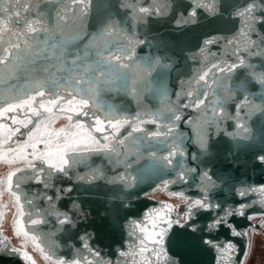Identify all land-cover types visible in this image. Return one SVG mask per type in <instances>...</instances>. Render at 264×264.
<instances>
[{
    "label": "water",
    "instance_id": "obj_1",
    "mask_svg": "<svg viewBox=\"0 0 264 264\" xmlns=\"http://www.w3.org/2000/svg\"><path fill=\"white\" fill-rule=\"evenodd\" d=\"M167 2L168 8L165 0H20L19 3L17 0H0V7H10L12 13L20 12L19 18L5 13L0 15V20L10 24L25 16L39 20V13H45L43 23L54 29L47 45L42 44L46 33H39L41 45L30 58L34 64L21 69L19 81L12 83L24 84L26 79H42L51 73L64 77L66 73L58 71L56 56L65 52L64 66L69 67L71 59L76 55L83 57L88 48L89 55L78 62L77 71L93 60L100 72L114 73L110 84L101 81L96 86L95 114L104 119L109 106L121 118L135 119L140 114L148 119L145 113L158 112L157 123L136 121L134 126L148 131L159 128L162 132L161 137L153 139L135 133L142 138L139 144L133 145L129 140L124 145L117 144L116 150L110 153L88 152L82 160L68 166L66 174L50 170L39 161L35 162V171L23 161L15 167L3 162L5 186L17 204L16 230L22 226L29 232L27 238L32 247L21 243L12 226V236L8 235L1 221L0 264H25L18 253L4 250L9 247L27 252L35 264H40L37 257L45 264H54L57 259L75 261L76 264H88L89 261L92 264H149V261L166 264V258L157 260L156 254L150 251L151 243L145 242L149 251L140 253L142 236L135 223H141L151 231V218L146 216L147 212L157 209L163 214L167 211L164 206L168 205L171 217H176L180 211L186 213L187 202L195 199L205 200L210 207L194 209L183 228L173 226L165 240L169 257L177 264H239L241 259L245 263L248 254L245 256L244 253L246 250L249 253L252 229L259 227L258 219L264 216V193L259 191L264 186V162L259 159L264 157V88L254 80L256 75L264 73V0H218L215 14L196 8L197 0ZM214 2L199 0L207 7L213 6ZM253 2L257 4L255 15L261 22L247 37H241L242 25L234 13ZM25 5L35 11L25 13ZM141 7L149 9V13H140ZM162 7L164 14L156 15V10ZM82 9L88 15H83ZM190 11H195L192 18H188ZM57 13L63 19H59ZM189 19L193 22L186 23ZM111 22L115 27H108L111 36L107 37L105 46L99 37ZM12 31L9 27L0 30V35L7 38ZM62 39L71 42L66 49L53 50L51 44ZM206 40L212 43L205 44ZM97 46L103 54L101 57L96 56ZM109 55L120 59L111 60L107 67L103 58ZM241 59L244 64L231 72L221 73L218 67L213 68V65L227 68L239 64ZM44 68L49 71H41ZM100 72L95 74L99 76ZM204 72H208V76L201 81L199 77ZM59 83L61 87L52 90L67 96L64 80L60 79ZM7 87L0 90V97L9 94ZM189 93H192L190 98ZM245 94L249 103L260 106V110L248 105L237 109ZM197 100L205 103L195 107ZM175 114L181 116L179 121H175ZM11 115L13 113L8 114ZM15 115L18 119L26 118L22 111ZM48 115L38 118L29 113L27 118L35 122ZM68 115L54 110L50 128L75 131L72 124L77 119L89 129L94 123L91 113L89 117L73 114L72 121L67 119ZM0 123L13 129L20 127L11 141L0 146V151L15 148L16 142L26 140L28 132L35 127L33 123L24 128L7 118H0ZM238 124L241 127L238 128ZM105 126V133H93L101 142H104L103 135L111 137L107 120ZM169 127L173 131L164 135ZM127 131L130 129H121L112 143L116 144ZM201 139L207 140L205 149L198 145ZM176 144L185 156L177 154L169 165L162 157L167 156ZM38 147L42 149L43 145ZM28 152H31L30 148ZM0 157L8 158L4 154ZM41 168L44 171L40 175L48 187L34 179ZM205 174L211 178L210 183ZM181 175L184 179H180ZM165 181H168L167 187ZM239 191L247 194L241 197ZM157 193L164 197H156ZM3 196V203L8 202L9 195L6 201ZM49 196L53 198L51 201ZM242 204L248 205L244 215L225 216L226 211L236 210ZM64 215L69 222L61 225L59 220ZM223 216L227 224L248 235L233 236L231 229L223 223L216 228L209 227ZM249 216L254 218L249 220ZM34 219L42 223L32 225ZM19 234L23 235L22 232ZM32 235L44 237L40 241L41 247L50 248L52 263H46L44 255L30 239ZM229 241L236 248L222 251L217 247ZM85 244L99 256L89 252Z\"/></svg>",
    "mask_w": 264,
    "mask_h": 264
},
{
    "label": "snow or ice",
    "instance_id": "obj_2",
    "mask_svg": "<svg viewBox=\"0 0 264 264\" xmlns=\"http://www.w3.org/2000/svg\"><path fill=\"white\" fill-rule=\"evenodd\" d=\"M20 0H17L19 3ZM74 2H83V0H74ZM217 4L218 0H215L213 6L207 7L205 5H201L199 0H197L195 6L196 8H203L205 11L215 14L217 12ZM38 7V5H37ZM165 7H169L167 0H165ZM257 10V4L255 2L247 4L246 7L237 10L234 15L239 18V21L242 25L240 29L239 35L241 37H247L250 32H252L256 25L261 22V19L255 15ZM25 13L35 11V8L25 5L24 6ZM83 15H88V12H85L83 9L81 10ZM140 13H149V9L141 7L139 9ZM5 13H12V9L10 7H0V15ZM16 17H20V12L16 11L12 13ZM156 15L164 14V8H158L155 12ZM39 20H31L26 16L22 19H17L15 23L10 24L8 21L0 20V30L6 28H12L13 31L11 34L5 38L0 35V90L7 85L8 95L4 97H0L2 99V104H0V118L10 119L12 124L22 126L24 128H28L29 125L35 123V127H33L27 134V139L23 142L17 141V146L15 148L8 149L7 151H0V154L6 155L9 159L16 160L17 162L23 161L27 164L28 168L33 171L36 170V161H39L41 164L46 165L48 169L53 170L55 172L67 173V168L71 164H76L78 161L84 158V155L88 152H102V153H110L116 150V146L124 145L131 141L133 145L139 144L141 142V137H137L135 133H143L146 137L153 139L161 137L162 132L159 128L156 131H148L140 126H134L136 121H139L140 124H155L158 122L159 113H145L144 116H147L148 119H144L140 114H137L135 119H130L127 116L120 117L118 116L111 106H109L108 111L104 115V119H101L99 115H96L93 111L97 108V100H96V92L97 85L103 81L105 84H110L112 82V77L114 73L112 71L100 72V69L97 67L96 62L93 60L89 63L84 64L83 67H79V71H77L78 62L85 60L89 51L88 48L84 50V56L76 55L70 61V66L65 67L66 62V53L61 52L60 56H56V59L59 61L58 71L66 73L64 77H57L56 73H51L49 76H45L42 79H34V80H25L24 84L12 83V81H19L20 79V71L28 66L34 64L30 58L36 55V48L41 45L39 33L41 31L45 32L46 35L44 40L42 41L43 45H47L52 35L54 34V29H50L47 27L43 20L45 18V13H39ZM195 16V11H190L188 13V18H192ZM57 17L59 19H63L60 16V13H57ZM187 22H193L192 19L186 20ZM22 26V27H21ZM58 26V25H57ZM115 27V24L111 22L105 29L103 34L99 37L101 44L107 46V37L111 36V32L108 31V27ZM16 29H20L17 31ZM73 38V39H77ZM71 41L60 40L58 42H53L51 44V48L53 50L60 48L66 49L67 45ZM95 40L93 41V43ZM129 43H133L129 41ZM211 40H206L205 44H211ZM7 45V47H6ZM11 49V50H10ZM96 56L101 57L103 54L98 50V46L96 47ZM43 50V49H42ZM52 55L55 56V51L52 52ZM104 65L110 67L111 60H119V56H104ZM244 64V60L241 59L239 64H231L227 68L213 65V68H219L221 73L228 71L231 72L237 67ZM121 67H127V65H121ZM43 72H48L47 68L42 69ZM100 72V75L97 76L95 73ZM208 76V72H204L203 75L199 77L201 81H205ZM63 79L64 84L63 88L68 91V95H62L60 92L53 91V87L59 88L61 87L59 80ZM255 83L259 85L261 88H264V73L260 75H256ZM47 90V91H46ZM192 93H189V98ZM37 98H40L37 100ZM38 102V106L34 107ZM204 100H197L195 107H200ZM91 105V107H90ZM248 105L250 108L259 109L260 106L252 105L248 101L247 94L244 95L243 101L241 104L237 105V109L239 110L242 106ZM187 107V105H185ZM65 112L69 113L67 119L69 121L73 120V114L76 116H84L93 119L94 123L89 129L83 122L80 120H76L74 124H72V128L75 131H67L65 129L52 130L50 128V124L53 119V112ZM23 112L25 119H18L15 113ZM9 113H13V115L8 116ZM29 113L31 116L42 117L44 114H49L45 119H37L35 122L31 118H27ZM175 121H179L181 116L179 114L174 115ZM105 120H107V128L111 129V137L109 135H103V141L101 142L93 133H105L106 126ZM237 127H241V125H237ZM130 129L127 131V135L122 139L116 141V144H113L112 141L116 140L117 134L120 133L121 129ZM20 127H16L15 129L9 127L5 123H0V146L6 144L8 141H11L14 136L19 133ZM173 129L169 127L166 132H163L164 135H170ZM207 140L201 139L199 142V147L201 149L206 148ZM43 145V148H39L38 145ZM31 149V152H28V149ZM11 154L8 156V154ZM180 157H184L185 153L181 150L178 144L173 145L172 150L169 152L167 156L162 157L164 161H166L169 165L173 162V157L176 155ZM154 155V154H153ZM261 162H264V157L259 158ZM20 171H23L21 169ZM44 171L43 168L37 172L35 176V180L37 183H44L45 187H48L46 181L43 180L40 173ZM207 181L210 183L211 178L207 177L205 174ZM96 178V177H93ZM83 179V177H81ZM123 179V177L121 178ZM180 179H184V176L181 175ZM168 181H165V186L167 187ZM251 191H256V189H251ZM260 192L264 193V186H261L259 189ZM247 193L245 191H239L238 195L243 197ZM173 195H181L180 193H173ZM53 198L48 197V200L51 201ZM188 208L186 213L184 211L178 212L176 217H171V207L165 205L164 207L167 209L163 214L160 210L152 209L146 213V216L150 217L152 230L149 231L145 228L141 223H135V228L139 230L141 233L142 239H140V247L139 251L141 254H144L149 251L145 242L151 243L153 247L151 248V252L155 253L157 256V260L160 257L166 258V264H177V261L174 258L169 257L168 250L165 247V240L169 233V231L173 228V226H179L183 228L185 224L191 218L194 209L202 208L208 209L210 205L203 199H195L194 201L190 200L187 202ZM248 207L246 204L239 205L236 210H228L225 213V216L231 215H244L245 209ZM183 213V215L181 214ZM57 215H61L57 213ZM23 216V213H21ZM225 216L220 217L212 222L209 225L210 228H216L221 223L225 224L227 227L231 229V234L233 236H247V233H240L236 230L232 225L227 224V219ZM254 216H249L248 219H253ZM183 220V223H181ZM69 218L67 215H64V218L59 220L61 225L68 223ZM42 221L38 219H34L31 221L32 225L41 224ZM255 231V227H253ZM19 232H22L25 237H29V232L25 231L22 226H20ZM19 234V233H18ZM131 235V233H130ZM44 237H37L32 235L30 239L34 243V246L40 250V252L44 255L46 260L52 261L53 257L51 255L50 248L46 250L44 247H41L40 241ZM83 240L84 238L81 237ZM205 243H210L209 241H205ZM85 248L89 250L93 255L99 256L97 252L92 250L88 244L84 245ZM217 247L221 248L223 251L224 248H227L229 251L236 248V245L229 241L226 245H217ZM5 251H10L12 253H18L19 258L25 262V264H35V261L28 255L27 252H20L17 248H6ZM238 251V249H237ZM124 255L123 252L120 253ZM247 250L244 255L247 256ZM54 264H76L75 261H66L63 259H57L54 261ZM88 264H92L91 261ZM151 264V261H149ZM239 264H244L243 259L239 261Z\"/></svg>",
    "mask_w": 264,
    "mask_h": 264
},
{
    "label": "bare ground",
    "instance_id": "obj_3",
    "mask_svg": "<svg viewBox=\"0 0 264 264\" xmlns=\"http://www.w3.org/2000/svg\"><path fill=\"white\" fill-rule=\"evenodd\" d=\"M9 158L0 157V164H3V162H6L7 161L8 162V165L10 167H15V166L22 165L21 162H17L16 160L11 161L13 159H9ZM4 175H5V172L3 174H0V223L5 218V215H6V212H7V208L5 206L7 204H9V205L15 207L14 214L11 217L10 225L12 226L13 231H15V234L17 236H20L21 243L24 246H29L30 245L32 247L31 241L27 237L18 234L19 231L16 230V223H15L16 221L15 220H16V216L18 214L17 213V204L15 202L14 197L6 189L5 182H4ZM4 194L9 195V201L8 202H5V203H3L2 199H1ZM263 218H264V216H262L261 218L258 219L259 227L258 228H255L256 229L255 231L252 229V236L254 234H258V235H263L264 236V219ZM45 261H46V263H48V262L52 263L51 261L46 260V259H45Z\"/></svg>",
    "mask_w": 264,
    "mask_h": 264
},
{
    "label": "rangeland",
    "instance_id": "obj_4",
    "mask_svg": "<svg viewBox=\"0 0 264 264\" xmlns=\"http://www.w3.org/2000/svg\"><path fill=\"white\" fill-rule=\"evenodd\" d=\"M6 167L0 164V174L4 173ZM156 197H164L162 194L157 193L155 194ZM7 195L3 196V200H7ZM8 212L5 215V218L2 221V227L4 228L5 232L12 236V229L10 225L11 216L14 212L13 207L11 205H7ZM264 219V218H263ZM14 243H17V239L13 237ZM40 264H45L44 261L38 258ZM244 264H264V236L254 234L250 240V250L247 256V259Z\"/></svg>",
    "mask_w": 264,
    "mask_h": 264
}]
</instances>
